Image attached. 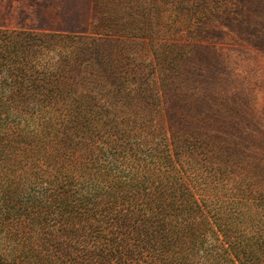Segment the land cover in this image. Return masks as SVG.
I'll list each match as a JSON object with an SVG mask.
<instances>
[{
  "label": "trees",
  "instance_id": "obj_1",
  "mask_svg": "<svg viewBox=\"0 0 264 264\" xmlns=\"http://www.w3.org/2000/svg\"><path fill=\"white\" fill-rule=\"evenodd\" d=\"M221 3L220 9H228ZM153 5L145 26L135 24L133 31L160 49L158 67L179 68L185 42L174 25L180 24V3L178 10L161 0ZM141 6L149 9L147 0ZM215 14L203 15L211 22ZM120 25L112 27L123 30ZM5 38L0 37V264H264V194L253 193L259 184L247 178L242 196H207L202 185L212 168L223 173V166L209 144L206 163H200L199 138L176 127L165 131L161 145L134 148L138 155L151 148V163L134 160L123 168L118 158L131 160L133 128L150 125L148 117L97 100L87 104L77 86L62 84L67 67L43 74L55 80H36L39 46ZM85 40L64 54L68 66L86 59L89 48L97 51L98 39ZM102 135L114 145L88 152ZM117 144L119 150L112 148ZM158 186L164 189L155 191Z\"/></svg>",
  "mask_w": 264,
  "mask_h": 264
},
{
  "label": "rangeland",
  "instance_id": "obj_2",
  "mask_svg": "<svg viewBox=\"0 0 264 264\" xmlns=\"http://www.w3.org/2000/svg\"><path fill=\"white\" fill-rule=\"evenodd\" d=\"M143 1L0 0V37L16 36L39 46L36 67L41 75L36 80H55L58 77L43 74L67 67L62 84L77 86L87 104L97 100L108 109L114 106L118 112L148 117L150 125L133 128L131 160L118 158L123 168L134 166V160L151 163L147 155L151 148L140 155L134 148L143 142L144 147L148 143L157 147L167 137L165 131L169 134L176 127L199 138L200 163H206L209 144L223 166V173L212 168V176L202 185L207 196H242L247 178L259 184L253 193L264 194V0H224L225 11L220 9L221 0H161L174 3L176 10L180 3V24L174 28L180 29L178 36L186 48H180L179 68L158 67L160 49L151 38L133 31L135 24L145 26L142 20L156 9L153 4L158 0H147L149 9L141 6ZM205 10L216 13L211 22L204 17ZM116 21L123 30L112 27ZM131 22L134 25L126 30ZM93 38L98 39L97 51L89 48L86 59L68 66L64 54ZM105 137L95 143L91 139L94 147L87 151L103 153L113 146L112 138ZM112 148L119 150V145ZM198 174L204 180L206 173ZM163 189L158 186L155 191Z\"/></svg>",
  "mask_w": 264,
  "mask_h": 264
}]
</instances>
